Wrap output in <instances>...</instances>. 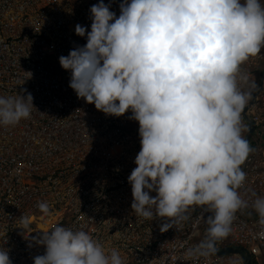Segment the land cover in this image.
<instances>
[{"label": "clouds", "instance_id": "obj_1", "mask_svg": "<svg viewBox=\"0 0 264 264\" xmlns=\"http://www.w3.org/2000/svg\"><path fill=\"white\" fill-rule=\"evenodd\" d=\"M110 7L103 0L90 7V30L74 28L86 43L60 56L59 65L78 99L138 123L140 150L127 177L132 213L164 220L163 233L199 209L206 236L187 254H215L236 213L248 207L238 190L254 150L241 135L242 113L258 89L241 65L264 48V3L122 0L118 16ZM32 100L30 93L0 95V127L30 118ZM37 207L49 214L46 202ZM252 208L264 238V197ZM20 219L26 228L27 218ZM33 240L45 248L33 264H124L118 250L84 230L58 225ZM0 264H11L2 246Z\"/></svg>", "mask_w": 264, "mask_h": 264}, {"label": "built area", "instance_id": "obj_2", "mask_svg": "<svg viewBox=\"0 0 264 264\" xmlns=\"http://www.w3.org/2000/svg\"><path fill=\"white\" fill-rule=\"evenodd\" d=\"M75 1L0 0V95L30 93L34 106L30 118L0 127V246L11 264H33L45 252L33 238L58 225L88 232L106 250H118L124 264H242L234 256L187 254L206 236L199 209L163 233L164 220L132 210L126 217L125 207L102 215L114 203L105 196L116 188L102 179L131 173L119 147L130 113L106 116L68 86L70 73L59 57L86 43L74 32L81 25L71 10ZM248 173L238 190L248 207L236 213L221 247H242L252 264H264L262 226L252 208L264 185L256 184L260 171ZM38 202L48 204V215Z\"/></svg>", "mask_w": 264, "mask_h": 264}, {"label": "rangeland", "instance_id": "obj_3", "mask_svg": "<svg viewBox=\"0 0 264 264\" xmlns=\"http://www.w3.org/2000/svg\"><path fill=\"white\" fill-rule=\"evenodd\" d=\"M98 2H100V0H78L75 1L71 6V10L75 16H77L76 12L79 13L77 18L80 19L81 25L85 27L86 32L90 30L91 24V20L89 19V9L92 5L97 4ZM121 2L122 0H103L105 5H108L109 3L111 4L110 11L116 13L117 16L119 15V4ZM262 3H264V0H262ZM241 72L246 73L251 80L255 81L257 89L258 87L260 88L261 80L264 79V48L261 49L259 55L250 57L244 64L241 65ZM262 83V89L256 97L254 105L247 112V117L255 122V130L253 131L249 143L250 147L254 151L249 154L247 160L241 166V168L245 172L246 177H249L248 171H254V169L260 171V176L256 178V184L259 182L261 185H264V80ZM255 93H253V95ZM129 117L126 119L127 127L125 131V137L120 143L119 147L122 150V155L126 159L125 163H127L128 169L132 171V169L135 167L133 161L136 154L140 150V142L138 136V123ZM242 124L248 129L247 122L243 116ZM246 131H242L241 135L243 137H245ZM129 175L130 174H124L121 177H113L110 180L102 179L104 185L108 186L110 183H113L116 186L114 193L105 196L107 202L114 203L111 204V206H107V211L102 215L109 213L112 211L111 208L114 209L115 207H120V209L125 207L126 212L124 215L126 217L131 214L129 210H132L130 207L132 203V195L131 187L127 181V177ZM152 195H154V193H152ZM107 230L108 229L104 228L105 232H107ZM223 244H225V238L223 239ZM228 258L233 259L234 257L232 256Z\"/></svg>", "mask_w": 264, "mask_h": 264}, {"label": "water", "instance_id": "obj_4", "mask_svg": "<svg viewBox=\"0 0 264 264\" xmlns=\"http://www.w3.org/2000/svg\"><path fill=\"white\" fill-rule=\"evenodd\" d=\"M263 78H264V74H263ZM263 80H261L260 88L253 95V99L249 102L248 106L245 108L244 112L242 113V115H243V117L246 120L247 125H248V129H247L246 135L244 137L247 139L248 143L250 142L253 131L255 130V124H254L253 120H251L247 117V112L254 105L256 97L258 96V94L260 93V91L262 89ZM221 241L222 240L218 241L215 244L216 252H215V254H211V255L218 256V257L234 256V257L239 258L241 260L242 264H252L251 257L249 255V253L244 248H242V247H227V246L221 247L220 246Z\"/></svg>", "mask_w": 264, "mask_h": 264}, {"label": "bare ground", "instance_id": "obj_5", "mask_svg": "<svg viewBox=\"0 0 264 264\" xmlns=\"http://www.w3.org/2000/svg\"><path fill=\"white\" fill-rule=\"evenodd\" d=\"M246 132H247V131H246ZM245 135H246V134H245ZM249 143H250V142H249ZM203 215H204V218H207V216L210 215V214L207 213V212H204ZM205 225H206V224H205L204 221H203L202 224H201L200 226H201L202 228H204Z\"/></svg>", "mask_w": 264, "mask_h": 264}, {"label": "flooded vegetation", "instance_id": "obj_6", "mask_svg": "<svg viewBox=\"0 0 264 264\" xmlns=\"http://www.w3.org/2000/svg\"><path fill=\"white\" fill-rule=\"evenodd\" d=\"M258 89H259V87H258Z\"/></svg>", "mask_w": 264, "mask_h": 264}]
</instances>
